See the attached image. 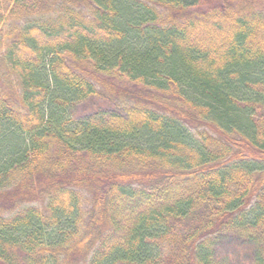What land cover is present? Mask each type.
<instances>
[{"label": "trees", "instance_id": "1", "mask_svg": "<svg viewBox=\"0 0 264 264\" xmlns=\"http://www.w3.org/2000/svg\"><path fill=\"white\" fill-rule=\"evenodd\" d=\"M3 21L0 264H264V0ZM90 98L115 108L70 115Z\"/></svg>", "mask_w": 264, "mask_h": 264}, {"label": "rangeland", "instance_id": "2", "mask_svg": "<svg viewBox=\"0 0 264 264\" xmlns=\"http://www.w3.org/2000/svg\"><path fill=\"white\" fill-rule=\"evenodd\" d=\"M6 22L4 25V21L0 25V34L2 30L5 28ZM121 85V84H120ZM114 104L109 101H104L101 99L90 98L86 101L78 103L72 106L69 109V113L72 117L79 118L83 116H87L92 114L95 110L102 109V110H114Z\"/></svg>", "mask_w": 264, "mask_h": 264}]
</instances>
